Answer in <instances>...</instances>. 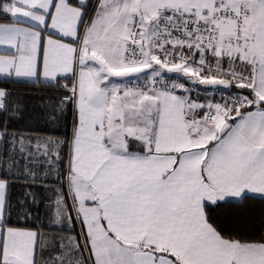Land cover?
<instances>
[{
	"label": "snow or ice",
	"instance_id": "6c2138e0",
	"mask_svg": "<svg viewBox=\"0 0 264 264\" xmlns=\"http://www.w3.org/2000/svg\"><path fill=\"white\" fill-rule=\"evenodd\" d=\"M0 264H264V0H0Z\"/></svg>",
	"mask_w": 264,
	"mask_h": 264
}]
</instances>
